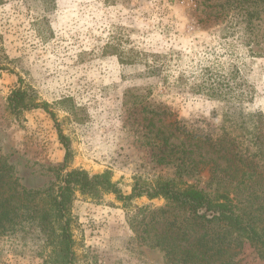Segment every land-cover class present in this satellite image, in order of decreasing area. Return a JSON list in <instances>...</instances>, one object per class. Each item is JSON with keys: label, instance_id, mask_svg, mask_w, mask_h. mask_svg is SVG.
Here are the masks:
<instances>
[{"label": "rangeland", "instance_id": "1", "mask_svg": "<svg viewBox=\"0 0 264 264\" xmlns=\"http://www.w3.org/2000/svg\"><path fill=\"white\" fill-rule=\"evenodd\" d=\"M263 8L251 0H0V162L22 188L46 190L64 170L61 134L66 172H110L125 196L136 179L161 178L212 194L217 157L199 136L230 134L264 154V139L252 135L264 130ZM20 88L42 107L14 113L8 99ZM235 196L264 214L263 194ZM163 206V198L77 193L75 264H167L161 233L128 220ZM24 220L0 238V264H43L46 238ZM240 264L264 261L247 244Z\"/></svg>", "mask_w": 264, "mask_h": 264}, {"label": "trees", "instance_id": "2", "mask_svg": "<svg viewBox=\"0 0 264 264\" xmlns=\"http://www.w3.org/2000/svg\"><path fill=\"white\" fill-rule=\"evenodd\" d=\"M251 1L264 7V0ZM259 6H255L257 13ZM254 16V12L248 15L249 18ZM8 101L16 114L42 107L25 88L13 91ZM259 128L252 132L255 143L264 139V130ZM175 130L191 139L196 136L181 126H176ZM229 135L199 136L217 157L211 168L218 181L212 194L175 178H161L154 183L136 179L131 194L125 196L110 172L94 176L80 169L66 172L71 153L60 134L66 147L64 170L46 190L22 188L10 175L11 167L0 162V238L14 232L26 218L33 222L30 226L46 238V252L40 254L43 264H75L72 230L77 193L93 199L115 194L121 201L163 198L165 206L140 208L138 215L129 216L128 220L133 221L135 229L145 227V234L151 230L161 233L156 245L164 251L167 264H240L247 244L264 261V214L254 212L249 202L232 197L239 190L246 191L254 200L264 195V167L260 162L264 154L260 150L249 151L238 138ZM185 166L188 165L177 166L178 171ZM231 175L236 179L225 185ZM233 186L234 192H230Z\"/></svg>", "mask_w": 264, "mask_h": 264}]
</instances>
